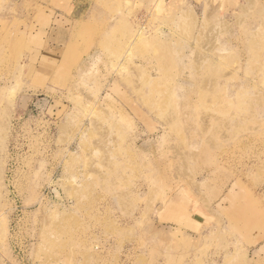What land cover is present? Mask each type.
I'll return each instance as SVG.
<instances>
[{"label":"rangeland","instance_id":"1","mask_svg":"<svg viewBox=\"0 0 264 264\" xmlns=\"http://www.w3.org/2000/svg\"><path fill=\"white\" fill-rule=\"evenodd\" d=\"M0 264H264V0H0Z\"/></svg>","mask_w":264,"mask_h":264}]
</instances>
